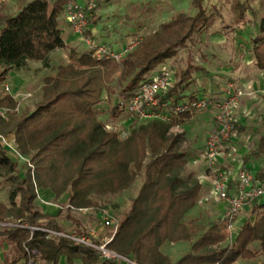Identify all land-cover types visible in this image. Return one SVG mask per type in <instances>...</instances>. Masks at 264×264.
Segmentation results:
<instances>
[{
    "label": "trees",
    "instance_id": "1",
    "mask_svg": "<svg viewBox=\"0 0 264 264\" xmlns=\"http://www.w3.org/2000/svg\"><path fill=\"white\" fill-rule=\"evenodd\" d=\"M4 1L0 0V6ZM67 1L54 0L50 5L48 0H19L14 14L0 11V84L10 72L26 68L29 61L50 66V54L65 47L60 16ZM204 1L190 0L195 15L178 13L159 24L120 62L96 60L89 51L77 57L71 49L73 61L58 65L43 78L42 100L31 113L10 121L0 118V133L13 134L29 163L20 174L0 143V176L12 187L8 201H0V221L10 217L20 224L62 231L56 220L60 211L45 214L35 206L37 188L50 189L56 197L67 194V208L101 207L105 196L129 189L140 177L138 191L121 213L109 249L134 264H231L238 258L264 254V211L257 212L253 222L244 223L225 246L219 245L227 239L225 226L213 222L178 260L172 261L161 251L166 242L187 241L194 235L193 221L185 216L195 205L201 184L196 179L186 182L180 175L186 161L178 151L179 137L169 131L190 120L196 111L168 112L169 121L148 120L125 138L107 131L97 117V106L104 99L111 119L125 113V105L150 79L157 64L174 56L194 33L210 24L212 14L206 13ZM230 1L240 12L245 10L239 0ZM89 33L84 31L86 36ZM249 42L254 65L264 72V16ZM192 81L188 70L182 72L160 100L176 105L197 98L195 93H185ZM184 97L188 100L183 101ZM0 104L14 106L15 102L6 95ZM234 128L241 130L233 121ZM263 150L261 138L254 152L263 154ZM253 176L264 180V170ZM254 242L259 243L258 250L250 248ZM5 244L10 251L4 253L2 264H26L34 249L38 251L35 257L46 264H59L63 257L68 264H129L105 260L90 247L43 230L3 227L0 245Z\"/></svg>",
    "mask_w": 264,
    "mask_h": 264
},
{
    "label": "rangeland",
    "instance_id": "2",
    "mask_svg": "<svg viewBox=\"0 0 264 264\" xmlns=\"http://www.w3.org/2000/svg\"><path fill=\"white\" fill-rule=\"evenodd\" d=\"M48 1L51 5L54 0ZM73 1L82 10H86L87 5L93 2L85 27V30L90 33L89 36H85L115 50L130 42H136L137 46L139 40L146 34L153 32L159 23L168 21L178 13L188 16H193L196 13L190 0ZM239 2L246 7L243 12H240L235 3L230 0H205V11L207 14H212L210 24L205 26L201 32L194 33L186 46L178 49L174 56L157 64L148 75V78H152L164 69L172 76L174 84L182 72L188 70L193 81L186 89L187 95L193 91L192 93H195L197 98H204L209 102L206 109L197 110L190 120L171 127L169 131L171 135L179 137L178 151L184 154L186 161L180 175L186 182L194 179L198 181L199 179L211 180L213 177L212 169L208 167L205 161V140L215 124L218 104L231 95V93L228 94L231 87L235 89L234 95L237 96L238 101L232 108L230 115L241 130L234 128L233 135L226 141L228 142L227 146L225 145L226 142L223 143L214 169H224L229 171L232 176V171L234 172L236 167L245 166L242 161L251 157L252 153L257 150L261 137L264 138V99L255 98L256 100L254 99L253 104L250 105L253 108H250L247 105L248 98L245 96V90L240 87L238 78L233 73L237 62L241 60L239 53L241 52L244 56L250 54L251 45L249 41L256 34L260 19L264 16V0H239ZM18 5L19 0H5L0 6V11L5 15L14 14ZM61 20L63 24L72 29L63 12L61 13ZM139 28H142L140 32L135 37H131L133 39L125 40L126 42L121 46L122 38L125 39L128 35L132 36ZM85 48L84 43L79 40L74 49L77 50L76 54H78ZM50 57L48 68L42 67L41 63L38 64L37 61H33L19 71V79L8 77L0 84V99L8 95L15 102L14 106L0 104V108L6 109L4 121H10L12 118L31 113L42 100L43 78L52 74L58 65H65L73 61L69 56V49H61ZM5 85L10 87L8 93L3 90ZM182 100L187 101L188 98L184 97ZM97 107L99 111L97 117L104 124L105 129L118 136L120 134L124 138L139 126L145 125L148 120H152V118H148L132 121V118L126 113L113 120L108 115L105 99ZM248 108L250 109L248 110ZM5 136L8 138L7 143L0 142L1 145L16 162L19 173H25L29 165L28 158L20 154L12 133ZM226 147L228 149L225 151ZM223 150L224 152H222ZM261 156L263 158L261 163L254 161L257 166L264 165V154ZM225 160L231 161L234 165L224 167ZM223 161L224 165L222 164ZM238 171L236 170V175ZM140 182L141 178L138 177L129 189L105 196L101 207L67 208V194L56 197L47 188L36 189L34 204L39 211L45 214L52 215L60 211L56 220L63 232L78 234L89 230H99L101 236L112 237L116 229L115 227L103 228L101 211L106 209L117 222H120L121 213L129 207L131 199L138 191ZM11 189L7 178L0 176L1 202L6 203L8 201ZM223 206H225L224 202L217 200L211 195L209 189L204 187L199 192L195 205L185 216L186 220L193 221L195 229L193 238L187 241L166 242L163 245H186L177 256L184 255L191 242L197 238L198 234L204 232L211 223L224 225L220 219L216 218L217 213L224 209ZM6 221L15 222L10 217L6 218ZM236 229H238V224H235V231ZM224 232H227L226 228ZM229 241L230 239H226V243ZM219 245L226 244L221 243ZM9 249V245H0V264L4 259V253L9 254ZM61 262L68 264L64 257L61 258Z\"/></svg>",
    "mask_w": 264,
    "mask_h": 264
},
{
    "label": "built area",
    "instance_id": "3",
    "mask_svg": "<svg viewBox=\"0 0 264 264\" xmlns=\"http://www.w3.org/2000/svg\"><path fill=\"white\" fill-rule=\"evenodd\" d=\"M93 7L90 2L86 10L80 9L73 0L66 3L63 13L66 20L72 27L74 34L84 43L86 50L90 52L96 60H114L119 62L126 54L136 46V42H130L118 50L109 47L106 44L96 42L85 36L84 31L87 25L89 11ZM173 86V78L166 71L162 70L154 77L143 82L139 89L134 93L131 100L125 105V113L133 120L136 119H161L169 121L168 112L177 114L186 110L200 111L206 109L209 102L204 98H195L182 104L172 105L170 102L161 101L160 96ZM5 92H9V85L3 87ZM235 89L230 88L227 98L220 101L218 111L215 114V124L205 140L204 156L209 168L212 169V195L219 201L224 202V209L221 221L224 223L227 233V239H231L235 232V223L237 216L245 205L264 199V183L254 179L252 172L242 167L236 175L234 191L229 190L231 173L221 168H215L224 142L228 141L233 135V120L231 110L237 104V96L234 95ZM232 96V97H231ZM0 118L6 119V109L0 108ZM7 136L0 134V142L7 143ZM120 138H124L119 134ZM15 142V140H14ZM103 228L117 227V220L112 217L106 209L101 211ZM0 227H23L30 231L43 230L51 236L63 237L70 240L74 245L90 247L97 251L101 258L110 261H122L134 264L127 257L108 248L111 237H103L99 230H89L82 234L66 233L63 231H54L46 228L28 226L12 221H0ZM30 257L26 264H46L40 262L37 257L36 249L29 251Z\"/></svg>",
    "mask_w": 264,
    "mask_h": 264
},
{
    "label": "crops",
    "instance_id": "4",
    "mask_svg": "<svg viewBox=\"0 0 264 264\" xmlns=\"http://www.w3.org/2000/svg\"><path fill=\"white\" fill-rule=\"evenodd\" d=\"M18 9V8H17ZM163 23V22H162ZM161 24V23H159ZM158 24V25H159ZM140 25V24H139ZM60 27L63 29L64 31V35H65V47L64 48H57L55 49L51 54H56L59 50L61 49H69V56H70V52L71 49L74 50V53L77 57L81 56L86 50L83 49V51H81L80 53H77V50L74 49L76 48L78 42H79V38L77 37L76 34H74V32H72V29L70 28V26H66L65 24H63L62 20H61V16H60ZM142 28L136 29L137 32L133 33L132 36L128 35L127 37L122 38L121 41V46L124 44V42H126L125 40L129 41L130 39H133L131 37H135L136 34H138L140 32ZM94 36V35H93ZM95 37V36H94ZM96 38V37H95ZM124 40V41H123ZM96 41V40H95ZM118 42V41H117ZM239 58L241 60H239V62H237V66L236 69L234 70V75L235 77L238 78V82L240 84V87H242L245 90V96L247 99V105H249L250 108H253V106H250L253 104V100L255 98H261L264 99V73L262 71H259L256 69L254 62H253V58L251 53L249 55H242V53H239ZM51 58V57H50ZM30 62L33 61H29L28 65L30 64ZM38 64H40L41 62L37 61ZM20 71V70H19ZM19 71H12L9 73V78L11 79H19ZM193 92V91H191ZM185 93H187V90H185ZM226 96V95H225ZM256 100V99H255ZM264 105V103H263ZM248 108V110L250 109ZM262 138V137H261ZM260 142V141H259ZM228 142H226V146H227ZM228 149V147L225 148V151ZM224 152V150L222 151ZM255 153V152H254ZM252 153L251 157L246 159L245 161H242V163L245 164V166H241L239 165L238 167H236L237 171L238 169H240V167H245L247 169H249L252 174H255L258 170H264V165H260L257 166L255 162L261 163L263 158L261 156V154H254ZM263 154H264V150H263ZM226 164L223 161V165L224 167H228V166H233L234 164L231 161L225 160ZM255 161V162H254ZM241 163V162H240ZM241 163V164H242ZM236 170H234V172L232 171L233 175L231 176V180L229 183V190L231 192L234 191V185L236 182ZM259 181V180H258ZM261 183H264V180L259 181ZM199 183L201 184V190L206 187L207 189H209L211 195H212V179L208 180V179H199ZM264 203V199L260 200V201H255L251 204L245 205L243 207V209L240 211V213L237 216V220H236V225L238 224V229H236V233L239 230V228L246 222H253L255 215L257 212L260 211H264V206L259 207V205ZM222 206V205H221ZM224 207V206H223ZM223 212V210H222ZM222 212H218L216 215L217 219H221L222 216ZM234 232L233 235H235L236 233ZM222 243H225L226 245L228 244V242L226 243V240L223 241ZM186 245H162L161 246V251L168 255L173 261L178 260L181 256H177L178 253L185 248ZM225 246V245H220ZM251 249L253 250H258L259 249V243L258 242H254L251 246ZM189 249V247H188ZM188 249L186 250V252L188 251ZM176 256V257H174ZM59 264H62L61 260L59 262ZM231 264H264V254L262 253H258V255L254 258H238L236 259L234 262H232Z\"/></svg>",
    "mask_w": 264,
    "mask_h": 264
}]
</instances>
